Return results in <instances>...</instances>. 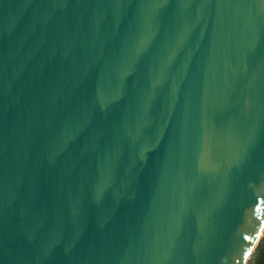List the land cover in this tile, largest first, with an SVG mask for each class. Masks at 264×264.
I'll use <instances>...</instances> for the list:
<instances>
[{
    "label": "water",
    "instance_id": "water-1",
    "mask_svg": "<svg viewBox=\"0 0 264 264\" xmlns=\"http://www.w3.org/2000/svg\"><path fill=\"white\" fill-rule=\"evenodd\" d=\"M264 226V0H0V264H245Z\"/></svg>",
    "mask_w": 264,
    "mask_h": 264
},
{
    "label": "trees",
    "instance_id": "trees-1",
    "mask_svg": "<svg viewBox=\"0 0 264 264\" xmlns=\"http://www.w3.org/2000/svg\"><path fill=\"white\" fill-rule=\"evenodd\" d=\"M246 264H264V230L263 236L259 240L251 259Z\"/></svg>",
    "mask_w": 264,
    "mask_h": 264
},
{
    "label": "rangeland",
    "instance_id": "rangeland-1",
    "mask_svg": "<svg viewBox=\"0 0 264 264\" xmlns=\"http://www.w3.org/2000/svg\"><path fill=\"white\" fill-rule=\"evenodd\" d=\"M263 230H264V226H263V228H262V230H261V233H260V235H259L258 241L256 242V244L254 245V247L252 248L250 254H249L248 257H247V260H246L245 264L248 262L249 259H251L252 254L254 253V250H255V248H256V246H257L259 240H260L261 237L263 236Z\"/></svg>",
    "mask_w": 264,
    "mask_h": 264
}]
</instances>
